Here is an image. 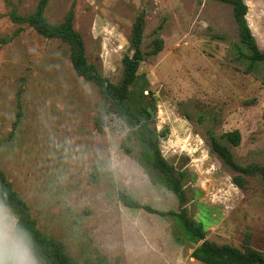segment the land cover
<instances>
[{"label":"rangeland","instance_id":"obj_1","mask_svg":"<svg viewBox=\"0 0 264 264\" xmlns=\"http://www.w3.org/2000/svg\"><path fill=\"white\" fill-rule=\"evenodd\" d=\"M264 52V0H244ZM43 0H0V170L27 203L37 228L75 264H203L201 243L185 238L172 217L133 210L121 193L155 210L180 212L161 175L141 162L135 119L117 117L100 89L76 73L70 46L30 22ZM44 16L73 27L90 65L123 87L131 36L144 20L141 62L128 92L132 113L160 136L165 161L180 177L184 209L206 240L264 256V63L248 72L232 7L216 0H47ZM145 86L143 93L142 86ZM240 133V145L225 139ZM217 140L236 162L212 151ZM125 146L134 148L127 154ZM257 170V171H256ZM262 170V171H260ZM240 176L244 188L234 183Z\"/></svg>","mask_w":264,"mask_h":264},{"label":"trees","instance_id":"obj_2","mask_svg":"<svg viewBox=\"0 0 264 264\" xmlns=\"http://www.w3.org/2000/svg\"><path fill=\"white\" fill-rule=\"evenodd\" d=\"M223 4L230 5L233 10L234 19L237 25L240 41L243 47L248 51L245 52L239 49L238 59L247 60L250 65L248 72L253 68L264 63V52H262L255 40L254 34L249 26L247 14L249 7L244 0H216ZM47 0H43L38 8L37 13L31 18L13 15V19L19 22H30V24L41 35L50 38L60 39L68 44L72 49L73 66L77 74L84 77L85 80L93 82L101 91L104 99L112 107L114 114L127 122H132L138 127L137 138L142 147L141 162L145 167H150L156 170L160 175L161 183L171 192H173L180 206V212L168 211L162 212L155 210L149 206H143L133 197L121 193L120 201L130 209H143L149 213L157 214L162 217H172L183 230L186 239L201 243L192 253V257L203 264H264V256L255 250L248 249L241 251L229 245L219 246L215 242L206 240V233L201 223L194 224L188 217L187 212L183 207L185 202V193L182 188L180 177L175 175L174 169L165 161L160 150V136L166 137L168 130L158 134L157 131L150 127L151 113L144 108L143 114L145 121L139 116L132 113L131 105L128 103L127 92L132 85H135L138 79V70L141 62L148 56H156L164 49V41L161 38H156L152 42V48L145 53L142 50V41L144 34V20L138 18L130 40L132 54L125 56V78L123 87H117L106 78H104L93 65H90L85 54V44L82 36L76 32L73 27V16H70L66 23L54 25L47 21L44 16V8ZM141 93L145 89L143 85ZM224 139L232 146L240 145L241 137L238 131L227 133ZM127 154H132L134 148L125 146ZM212 151L223 161V163L231 170L251 175L252 170L240 166L235 156L227 145H223L216 139L212 143ZM257 171V170H256ZM262 171V170H260ZM234 183L239 188H244L243 179L238 176L234 178ZM0 201H3L11 207L13 212L19 216L22 226H24L34 240L35 253L40 261V264H75L74 260L49 236L42 233L36 226V222L31 214V210L27 203L17 194L12 184L6 179L0 170Z\"/></svg>","mask_w":264,"mask_h":264},{"label":"clouds","instance_id":"obj_3","mask_svg":"<svg viewBox=\"0 0 264 264\" xmlns=\"http://www.w3.org/2000/svg\"><path fill=\"white\" fill-rule=\"evenodd\" d=\"M0 264H40L34 240L10 206L0 201Z\"/></svg>","mask_w":264,"mask_h":264}]
</instances>
